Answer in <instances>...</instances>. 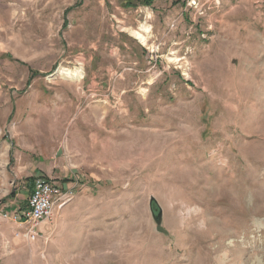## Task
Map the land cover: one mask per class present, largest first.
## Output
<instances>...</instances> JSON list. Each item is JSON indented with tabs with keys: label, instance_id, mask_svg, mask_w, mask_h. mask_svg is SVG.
<instances>
[{
	"label": "rangeland",
	"instance_id": "374dc122",
	"mask_svg": "<svg viewBox=\"0 0 264 264\" xmlns=\"http://www.w3.org/2000/svg\"><path fill=\"white\" fill-rule=\"evenodd\" d=\"M40 173L74 199L29 242ZM224 254L264 264V0H0V264Z\"/></svg>",
	"mask_w": 264,
	"mask_h": 264
},
{
	"label": "built area",
	"instance_id": "2783aa9c",
	"mask_svg": "<svg viewBox=\"0 0 264 264\" xmlns=\"http://www.w3.org/2000/svg\"><path fill=\"white\" fill-rule=\"evenodd\" d=\"M72 195L71 188L63 189L61 183L54 179L37 175L33 178L25 207H17L1 215L16 224L17 238L32 242L44 236L39 230L40 225L52 216L55 209L63 207Z\"/></svg>",
	"mask_w": 264,
	"mask_h": 264
},
{
	"label": "crops",
	"instance_id": "0c3cea01",
	"mask_svg": "<svg viewBox=\"0 0 264 264\" xmlns=\"http://www.w3.org/2000/svg\"><path fill=\"white\" fill-rule=\"evenodd\" d=\"M38 175H44V174L40 173V174H38ZM45 176H47V175H45ZM33 178H34V177H33ZM33 178H32L31 181H30L29 188L27 189L28 193H27V195H26L24 201L14 200V201H15V203H14V209L17 208V207H18V208H23V207H25V204H26V198L28 197V194H29V192H30ZM54 180L57 181L58 183H61V186H62L63 189H69V188H71V186L69 185V183H65V184H64V182H62V181H60V180H57V179H55V178H54ZM63 184H64V185H63ZM73 194H74V192H73ZM73 196H74V195H72L71 199H70V200H69V201H68L63 207H61L60 209H55V212H56L57 214L59 213L60 216H61V214H62V216H63V215H65V214L69 213V211H70L71 208H72L71 206H72V204H73V199H74ZM46 223H47V221H44V222L40 225V227H39L40 232L43 233L44 236H48V233L46 232V230H44V229L46 228ZM6 233H8V232H6ZM19 239H21V238H19ZM19 239H17V240H19ZM13 240H14V239H13ZM15 240H16V239H15ZM21 240H22V239H21ZM67 250H68V251H67ZM58 252H59V251H58ZM66 252H70V249H68V247H64V248H62L61 251H60V253H66Z\"/></svg>",
	"mask_w": 264,
	"mask_h": 264
},
{
	"label": "bare ground",
	"instance_id": "6f19581e",
	"mask_svg": "<svg viewBox=\"0 0 264 264\" xmlns=\"http://www.w3.org/2000/svg\"><path fill=\"white\" fill-rule=\"evenodd\" d=\"M138 37L140 38V39H142V36H140L139 34H138ZM177 167V166H176ZM173 168V167H172ZM180 169V168H179ZM222 170V169H221ZM175 171V170H174ZM180 171H181V169H180ZM218 250V249H217ZM244 253V252H243ZM230 256L229 255H227V254H224V255H222V256H220V258H219V263L220 264H227V263H230V264H236V263H238V259H236V258H233L232 256V258H229ZM250 257V256H249ZM248 257V258H249ZM202 259V258H201ZM204 259V258H203ZM250 259V258H249ZM252 259V258H251ZM204 261V260H203Z\"/></svg>",
	"mask_w": 264,
	"mask_h": 264
},
{
	"label": "water",
	"instance_id": "95a60500",
	"mask_svg": "<svg viewBox=\"0 0 264 264\" xmlns=\"http://www.w3.org/2000/svg\"><path fill=\"white\" fill-rule=\"evenodd\" d=\"M160 216H161V215H160V212H158V213H157V216H155V218H154V219H155V222H156L157 224L160 223Z\"/></svg>",
	"mask_w": 264,
	"mask_h": 264
},
{
	"label": "trees",
	"instance_id": "16d2710c",
	"mask_svg": "<svg viewBox=\"0 0 264 264\" xmlns=\"http://www.w3.org/2000/svg\"><path fill=\"white\" fill-rule=\"evenodd\" d=\"M144 1H145L146 4L151 3V0H144ZM65 183H67V182H64V184H65ZM64 184H63V185H64Z\"/></svg>",
	"mask_w": 264,
	"mask_h": 264
}]
</instances>
